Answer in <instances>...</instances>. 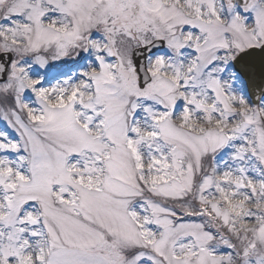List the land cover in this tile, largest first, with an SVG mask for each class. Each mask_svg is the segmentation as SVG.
I'll return each instance as SVG.
<instances>
[{
  "label": "snow or ice",
  "instance_id": "6c2138e0",
  "mask_svg": "<svg viewBox=\"0 0 264 264\" xmlns=\"http://www.w3.org/2000/svg\"><path fill=\"white\" fill-rule=\"evenodd\" d=\"M0 264H264V0H0Z\"/></svg>",
  "mask_w": 264,
  "mask_h": 264
}]
</instances>
